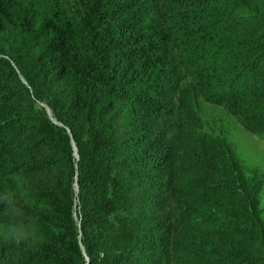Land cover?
I'll use <instances>...</instances> for the list:
<instances>
[{
    "label": "trees",
    "instance_id": "16d2710c",
    "mask_svg": "<svg viewBox=\"0 0 264 264\" xmlns=\"http://www.w3.org/2000/svg\"><path fill=\"white\" fill-rule=\"evenodd\" d=\"M228 121L264 135V0H0V264H264Z\"/></svg>",
    "mask_w": 264,
    "mask_h": 264
},
{
    "label": "rangeland",
    "instance_id": "374dc122",
    "mask_svg": "<svg viewBox=\"0 0 264 264\" xmlns=\"http://www.w3.org/2000/svg\"><path fill=\"white\" fill-rule=\"evenodd\" d=\"M229 140L236 147L249 175L257 174L264 180V135L253 134L235 122L228 121ZM260 208L264 220V183L260 193Z\"/></svg>",
    "mask_w": 264,
    "mask_h": 264
},
{
    "label": "water",
    "instance_id": "95a60500",
    "mask_svg": "<svg viewBox=\"0 0 264 264\" xmlns=\"http://www.w3.org/2000/svg\"><path fill=\"white\" fill-rule=\"evenodd\" d=\"M46 111H47V113L50 115V112H49V110H48V108H46ZM54 121V120H53ZM55 122V121H54ZM56 124H57V122H55ZM74 156H75V158L77 159V153H76V149L74 148Z\"/></svg>",
    "mask_w": 264,
    "mask_h": 264
}]
</instances>
